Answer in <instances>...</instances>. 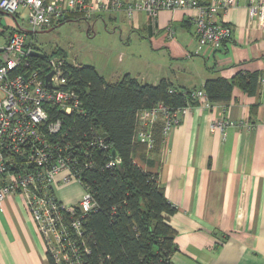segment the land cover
Masks as SVG:
<instances>
[{
	"label": "crops",
	"instance_id": "0c3cea01",
	"mask_svg": "<svg viewBox=\"0 0 264 264\" xmlns=\"http://www.w3.org/2000/svg\"><path fill=\"white\" fill-rule=\"evenodd\" d=\"M235 1L220 15L232 34L218 50L199 44L190 23L195 10L161 11L153 25L144 12L128 17L126 10L110 9L91 15L127 20L129 31L149 45L136 62L142 84L165 79L180 91L193 92L209 78L231 80L241 73L257 79L252 94L234 87L228 104L192 105L159 153L146 156L145 163L138 155L134 159L157 175L165 198L176 208L168 221L176 232L172 264H264V28L249 16L247 0ZM0 25L14 31L8 16L0 14ZM129 68L116 78L131 76ZM83 193L77 182L55 192L65 205L77 203ZM0 264H48L20 193L8 195L0 208Z\"/></svg>",
	"mask_w": 264,
	"mask_h": 264
},
{
	"label": "built area",
	"instance_id": "2783aa9c",
	"mask_svg": "<svg viewBox=\"0 0 264 264\" xmlns=\"http://www.w3.org/2000/svg\"><path fill=\"white\" fill-rule=\"evenodd\" d=\"M235 4V0H210L204 5L197 0H135L126 13L132 17L134 12H144L153 25L161 11L195 10L190 23L199 44L218 50L232 34V29L220 22V15ZM120 8L119 0L103 4L90 0H0V12L12 18L15 26L8 34L0 25V35L5 34L0 45V208L8 195H22L53 264H83L88 248L82 240V224L95 204L81 183L80 173L83 167L93 166L91 149L108 151L110 146L93 127L77 131L75 119L84 109L69 81L67 65L71 64L65 57L50 55L45 68H34L31 53H43L33 49L37 43L29 35L56 28L67 13L89 18ZM247 10L264 28V0H247ZM18 19L27 22L31 33L18 30ZM190 100L201 108L210 106L202 89L191 92ZM189 102L177 108L158 103L137 111L134 139L152 148V128L161 123L165 139L191 108ZM70 117L72 124L67 123ZM217 128L222 129L223 124ZM115 167V160L106 165ZM72 182L79 183L84 193L77 203L65 205L55 192Z\"/></svg>",
	"mask_w": 264,
	"mask_h": 264
},
{
	"label": "trees",
	"instance_id": "16d2710c",
	"mask_svg": "<svg viewBox=\"0 0 264 264\" xmlns=\"http://www.w3.org/2000/svg\"><path fill=\"white\" fill-rule=\"evenodd\" d=\"M120 3L123 10L132 4ZM83 18L82 14L67 13L58 25ZM29 38L35 42L34 35ZM33 49L43 53L35 43ZM51 55L66 56L61 50ZM48 57L43 53L42 58L30 60L34 68H45ZM67 66L70 84L79 93L84 109V114L75 119L77 131L93 127L98 133L106 134L110 146L108 151L91 149L93 166L83 167L80 173L81 183L95 204L82 224V240L88 248L83 264H172L171 258L177 251L176 232L168 221L176 208L165 198L157 175L148 173L134 161L138 155L145 163L146 156L161 151L162 126L157 123L152 128L153 146L148 149L145 143L134 139L135 118L137 111L158 103L171 108L188 101L194 105L191 91H180L165 79L156 85L142 84L129 74L108 82L93 66ZM256 81V77L238 73L231 80L206 79L202 90L210 104H228L234 87L252 94ZM73 121L72 117L67 119V123ZM113 152L123 173L118 166L106 168L109 161L115 160ZM48 264H53L50 259Z\"/></svg>",
	"mask_w": 264,
	"mask_h": 264
},
{
	"label": "rangeland",
	"instance_id": "374dc122",
	"mask_svg": "<svg viewBox=\"0 0 264 264\" xmlns=\"http://www.w3.org/2000/svg\"><path fill=\"white\" fill-rule=\"evenodd\" d=\"M107 14L102 18L91 16L87 20L83 18L66 22L50 32L39 31L34 35L35 41L47 55L61 50L71 65L78 63L95 66L98 74L107 81L120 79L116 78V73L124 71L126 66L130 67L127 71L131 76L141 81L137 74L141 69L137 67L136 62L149 45L142 43L136 32L129 31L127 20L119 17L117 20H109ZM18 20L21 29L32 31L27 22ZM6 33H10L8 28ZM4 37L5 34L0 35V45L4 42ZM154 59L160 61L161 56L156 55Z\"/></svg>",
	"mask_w": 264,
	"mask_h": 264
},
{
	"label": "water",
	"instance_id": "95a60500",
	"mask_svg": "<svg viewBox=\"0 0 264 264\" xmlns=\"http://www.w3.org/2000/svg\"><path fill=\"white\" fill-rule=\"evenodd\" d=\"M0 14L3 15V13H1V12H0ZM59 26H60V25H59ZM59 26H57V27H59ZM57 27H56V28H57ZM17 28H18V30L24 31V32H26V33H31V32H28V31H25V30L21 29L19 25L17 26ZM52 30H54V28H51V29L47 30L46 32H50V31H52ZM31 56H32V57H35V58H42L43 55H42L41 53H38V52H32V53H31ZM50 77H51V74H49V75L46 77V81H47V82L49 81ZM103 135H104V137H106V134H103ZM112 155L114 156L115 161L117 162V166H118L119 171H120L121 173H123L124 170H123L122 165L120 164V160H119V158L116 156V154H115L114 152L112 153Z\"/></svg>",
	"mask_w": 264,
	"mask_h": 264
}]
</instances>
